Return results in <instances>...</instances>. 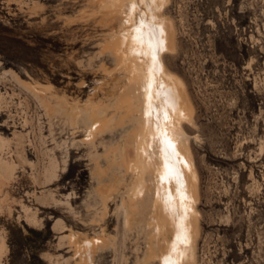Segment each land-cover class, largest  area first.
I'll list each match as a JSON object with an SVG mask.
<instances>
[{
    "label": "rangeland",
    "instance_id": "374dc122",
    "mask_svg": "<svg viewBox=\"0 0 264 264\" xmlns=\"http://www.w3.org/2000/svg\"><path fill=\"white\" fill-rule=\"evenodd\" d=\"M165 11L176 26L165 60L195 111L185 130L198 170L196 264H264V0H170ZM117 26L100 0H0V159L15 165L0 184V264H65L73 252L61 236L73 231L115 243L91 248L95 264L142 256L145 235L124 238L119 211L135 182L120 160L136 118L92 145L43 100L53 104V93L125 114L116 106L128 74L103 47ZM110 140L119 155H102ZM53 162L55 180L45 169ZM112 179L124 184L104 214L97 186Z\"/></svg>",
    "mask_w": 264,
    "mask_h": 264
},
{
    "label": "bare ground",
    "instance_id": "6f19581e",
    "mask_svg": "<svg viewBox=\"0 0 264 264\" xmlns=\"http://www.w3.org/2000/svg\"><path fill=\"white\" fill-rule=\"evenodd\" d=\"M169 1L100 0V8L110 20L115 16L118 21L103 47L114 58L113 69L128 74L116 106L117 109L126 107L125 114L110 112L99 103H69L53 93L50 94L54 98L53 104L46 103L48 101L43 98L48 109L51 107L56 114L63 111L71 124L81 125L84 140L92 145H96L98 138H105V134L112 135L128 116L136 118L137 125L127 137L125 158L120 160L121 167L134 175L135 182L133 187L123 191L119 205L124 238L130 233L145 235L142 256L136 254L133 264L197 263L200 231L198 170L185 130L186 124L194 123V107L184 79L171 70L165 60L166 55L176 50L175 22L165 11ZM16 78L23 82L17 74ZM2 138L0 136L1 142ZM113 145L110 140L102 155L108 157L112 152L114 156L119 155L120 148L115 149ZM96 165V172L105 175L107 169L99 162ZM14 169V164L0 159V184L12 176ZM45 169L53 180L58 178L56 163ZM123 184V180L112 179L97 186L104 214L108 199L113 192H120L119 187ZM74 233L61 236L73 252L65 259V264H95L92 247L101 243L115 245L104 234L82 239L77 233L73 236ZM2 250L3 243L0 242V253Z\"/></svg>",
    "mask_w": 264,
    "mask_h": 264
}]
</instances>
